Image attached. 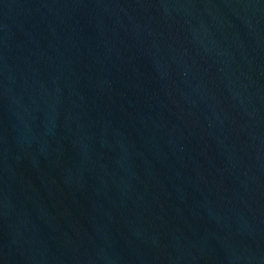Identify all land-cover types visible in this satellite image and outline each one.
<instances>
[{
	"label": "water",
	"instance_id": "95a60500",
	"mask_svg": "<svg viewBox=\"0 0 264 264\" xmlns=\"http://www.w3.org/2000/svg\"><path fill=\"white\" fill-rule=\"evenodd\" d=\"M0 264H264V0H0Z\"/></svg>",
	"mask_w": 264,
	"mask_h": 264
}]
</instances>
